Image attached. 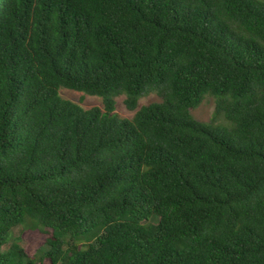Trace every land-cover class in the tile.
<instances>
[{"label":"trees","instance_id":"obj_1","mask_svg":"<svg viewBox=\"0 0 264 264\" xmlns=\"http://www.w3.org/2000/svg\"><path fill=\"white\" fill-rule=\"evenodd\" d=\"M0 264H264V0H0Z\"/></svg>","mask_w":264,"mask_h":264},{"label":"rangeland","instance_id":"obj_2","mask_svg":"<svg viewBox=\"0 0 264 264\" xmlns=\"http://www.w3.org/2000/svg\"><path fill=\"white\" fill-rule=\"evenodd\" d=\"M59 94L61 97L78 103L84 108L102 106V100L100 97L89 95L81 91L60 88ZM123 99L124 95H120L115 98L114 112L121 118L131 119L135 111L141 106L147 105L151 102L159 101L160 97L155 92H151L142 96L139 99L137 108L135 110H128L123 103ZM215 104L216 98L207 94L196 107L190 109V113L198 121L212 123L214 125H226L227 122L222 115H215ZM47 236L48 234L46 233H42L37 230H25L22 226H17L12 229L8 244L2 249L5 250L9 248L15 239L19 238L22 247L29 255H32L36 249L45 242Z\"/></svg>","mask_w":264,"mask_h":264}]
</instances>
